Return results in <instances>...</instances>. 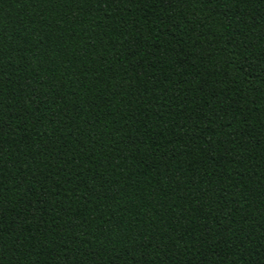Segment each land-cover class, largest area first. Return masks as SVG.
Masks as SVG:
<instances>
[{
	"label": "trees",
	"instance_id": "trees-1",
	"mask_svg": "<svg viewBox=\"0 0 264 264\" xmlns=\"http://www.w3.org/2000/svg\"><path fill=\"white\" fill-rule=\"evenodd\" d=\"M0 264H264V0H0Z\"/></svg>",
	"mask_w": 264,
	"mask_h": 264
}]
</instances>
